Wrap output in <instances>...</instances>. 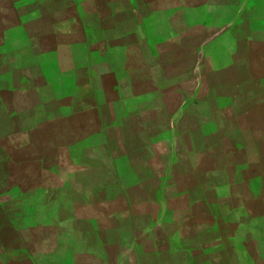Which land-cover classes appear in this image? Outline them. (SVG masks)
I'll list each match as a JSON object with an SVG mask.
<instances>
[{
    "label": "rangeland",
    "instance_id": "1",
    "mask_svg": "<svg viewBox=\"0 0 264 264\" xmlns=\"http://www.w3.org/2000/svg\"><path fill=\"white\" fill-rule=\"evenodd\" d=\"M139 9L149 15L145 20L152 25V46L141 54L156 65L150 71L137 69L142 86L149 74H158L159 95L151 111L142 101L143 109L130 117L136 121L142 141L156 138L159 151L165 147L162 139L172 133L176 147L172 184L145 177V186L157 190L146 194L137 190V177L130 176L124 193L118 189L103 193L96 190L114 185L120 176L111 172H76L70 177V172H39L38 165L47 170L54 163L60 138L94 131L85 128L87 122L100 120L98 113L87 112L79 117L80 127H67L65 116L51 112L58 98L51 93L53 86L46 83L45 128L30 136L15 132L9 137L6 129H0V264H46L37 253L54 247L64 250L55 244L53 233L46 240L41 238L46 234L37 226L48 211L45 201L55 195L68 196L73 214L94 217L97 228L117 227L109 235H101L109 237V242L95 243L99 256L80 259L90 258L92 264H137V239L120 238L121 233L137 228V213L142 210L137 201L145 207L152 198L163 205L166 202L157 227L160 263L169 262L167 249L173 253L174 264L184 259L185 252L191 264H199L200 249L207 246L198 242L199 232L191 228L198 213L212 214L216 202L229 208L233 203L252 204L251 198L258 195L264 200V0H148ZM133 51L122 50L121 56L128 52L127 60L136 66L137 52ZM130 83L137 89V81ZM31 100L37 102L38 98ZM105 117L115 114L107 112ZM166 123L171 129L163 128ZM39 131L40 136L44 133L40 145ZM159 154L162 157L166 152ZM67 184L72 186L69 192H44L47 188L65 190ZM92 187L97 189L92 191ZM123 195L129 196L125 207ZM142 244L138 248L149 253L150 242ZM122 249L128 253L124 262L111 256ZM64 259L52 256L47 264H65Z\"/></svg>",
    "mask_w": 264,
    "mask_h": 264
},
{
    "label": "crops",
    "instance_id": "2",
    "mask_svg": "<svg viewBox=\"0 0 264 264\" xmlns=\"http://www.w3.org/2000/svg\"><path fill=\"white\" fill-rule=\"evenodd\" d=\"M146 1L0 0V116H3L0 129H6L9 137L15 132L30 136L45 128L46 83L53 86L51 93L58 98L51 112L65 116L70 129L80 127L79 117L87 112H96L100 118L87 122L85 128L94 131L60 138L54 163L47 170L38 165L39 172H70L69 177L76 172H111L120 176L114 185L91 188L103 193L114 189L124 193L130 176L137 177V190L146 194L157 190L145 186V177L157 178L158 183L166 186L172 184L176 148L172 133L162 139L165 147L159 151L156 138L147 137L146 142L142 141L138 136L139 127L130 117L143 109L142 101L147 102L151 111L159 95L158 74L154 72L153 77L149 74L142 86L143 78L137 69L150 71L156 65L154 60L147 61L141 54L144 48L152 46L151 20H145L149 15L139 9ZM114 49L116 52H112ZM127 49L137 52L136 66L127 60L128 52L121 56V51ZM131 81H137V89ZM34 97L38 98L37 102L31 100ZM107 112L115 117L106 119ZM163 128L171 129L167 123ZM37 134L40 145L44 133ZM161 152L166 154L159 157ZM159 175L163 178L159 179ZM70 189L72 186L67 184L63 192L58 188H47L44 192L55 190L59 194ZM126 196L123 195L125 201L121 202L124 207L128 203L129 196ZM251 200L252 204L233 203L229 208L216 202L217 209L212 214L196 215L198 220L191 228L199 232L198 242L207 246L200 249L199 264H264V200L259 195ZM158 203L157 198H152L146 201L145 207L137 201V208L141 206V211L145 210L137 213V228L131 233H121L120 238L137 239V264H161L157 259V227L159 216L165 214L166 202ZM45 204L48 211L37 222L46 234L41 238L46 240L53 233L55 244L64 246V250L54 247L37 255L47 263L49 257L60 255L66 257L65 264H92L90 258L83 262L80 259L99 256L93 248L95 243L109 242V237L103 239L101 235H109V230L117 227L99 229L94 217L75 216L69 197L62 194ZM186 216L185 222L189 225L190 215ZM145 240L152 246L147 254L141 249ZM167 252L166 249L165 256H170V260L164 264H174L173 253ZM187 253L178 264H191ZM117 254L111 256H118L124 262L128 253L122 249Z\"/></svg>",
    "mask_w": 264,
    "mask_h": 264
}]
</instances>
